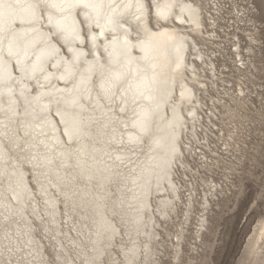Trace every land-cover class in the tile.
<instances>
[{"label": "snow or ice", "instance_id": "1", "mask_svg": "<svg viewBox=\"0 0 264 264\" xmlns=\"http://www.w3.org/2000/svg\"><path fill=\"white\" fill-rule=\"evenodd\" d=\"M257 144L264 0H0V264H209Z\"/></svg>", "mask_w": 264, "mask_h": 264}, {"label": "rangeland", "instance_id": "2", "mask_svg": "<svg viewBox=\"0 0 264 264\" xmlns=\"http://www.w3.org/2000/svg\"><path fill=\"white\" fill-rule=\"evenodd\" d=\"M254 15L259 17V8ZM217 35L220 36V42L211 43L208 50L213 52L212 62L220 71V68L226 67V62L231 61L232 52L228 40L219 32ZM251 143H255V139ZM262 175H264V156L261 155L257 144L255 154L251 156L248 166L237 174L233 188L225 187L224 192L216 198V202L206 214L210 221L209 230L202 233V236L207 245L209 264H248V262L261 264L260 252L257 251L253 255L247 251V246L260 224H264V202L261 201V195L264 194ZM214 182L218 183L219 180ZM193 191L191 216L187 222L184 218L182 220L183 223L185 222L186 242L190 241L196 230L195 214L199 216L202 211L200 199L205 194L203 188L198 192L195 189ZM170 223L179 227V219Z\"/></svg>", "mask_w": 264, "mask_h": 264}, {"label": "bare ground", "instance_id": "3", "mask_svg": "<svg viewBox=\"0 0 264 264\" xmlns=\"http://www.w3.org/2000/svg\"><path fill=\"white\" fill-rule=\"evenodd\" d=\"M219 38H220V36L217 35V40H218V42H220ZM211 62H212V60H211ZM194 63L197 64V65H199V60L194 61ZM212 63L214 64V62H212ZM217 72H219L218 69H217ZM201 74L203 75V72H202ZM204 119L206 120L207 117H204ZM204 195H205V194H204ZM195 198H196V195H195ZM193 202H194V197H193ZM193 202H192V204H193ZM197 217H199V216H197V214H195V220H197ZM183 218H184L183 215H181V216L179 215V216L176 218V220L179 219V223H178V224L183 223V222H182ZM171 222H173V221H171ZM184 223H185V222H184ZM261 231H264V224H260L259 228L257 229V231L255 232V234H254V236H253V237H255L254 243H255L256 245H258V242L261 240V236H260V232H261ZM253 237H252V238H253ZM252 238H251V240H252ZM260 242H261V241H260ZM250 253H252V252H250Z\"/></svg>", "mask_w": 264, "mask_h": 264}]
</instances>
